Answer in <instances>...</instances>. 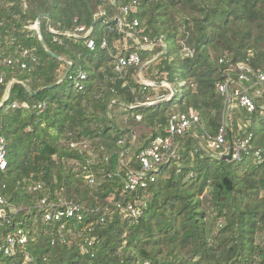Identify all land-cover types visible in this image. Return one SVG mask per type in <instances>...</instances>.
<instances>
[{
	"label": "trees",
	"instance_id": "16d2710c",
	"mask_svg": "<svg viewBox=\"0 0 264 264\" xmlns=\"http://www.w3.org/2000/svg\"><path fill=\"white\" fill-rule=\"evenodd\" d=\"M9 5L0 13V138L6 139L9 163L0 170V199L8 211L0 218V264H264V98L256 99L253 113L230 111L227 145L229 133L234 144L252 134L249 155L228 161L205 150L227 121L219 86L239 80L240 63L264 69V0H9ZM131 5L137 12L127 23L137 20L151 42L163 38L167 49L157 42L142 51L113 24ZM101 10L107 14L96 21ZM41 16H49L52 29L61 33L93 27L97 51L90 52L87 40L53 34L46 19L42 40L33 36L29 27ZM56 36L62 44L54 42ZM104 40L108 50L100 48ZM22 49L32 50L37 62L26 70L3 63ZM185 50L193 55L186 57ZM135 52L142 65L116 72L118 59ZM70 69L87 74L82 90L64 79ZM142 80L155 85L146 87ZM237 89L234 85L232 93ZM158 94L174 96L146 105ZM16 103L29 108L13 109ZM41 103L46 107L39 114ZM176 111L199 115L196 136L180 139L176 158L154 174L155 182L128 195V173L141 170L139 155L166 136L168 117ZM137 129L143 130L139 145ZM84 143L95 156L97 186L74 166L87 161V152L72 147ZM35 183L42 184L40 191H32ZM45 197L53 204L62 199L79 205L83 221L45 224L40 206ZM124 201L144 202L142 216L122 217L117 204ZM21 229L27 243L17 242L7 255L9 239Z\"/></svg>",
	"mask_w": 264,
	"mask_h": 264
},
{
	"label": "built area",
	"instance_id": "2783aa9c",
	"mask_svg": "<svg viewBox=\"0 0 264 264\" xmlns=\"http://www.w3.org/2000/svg\"><path fill=\"white\" fill-rule=\"evenodd\" d=\"M115 0H111V3L114 4ZM9 7V0H4L3 4H0V13L3 6ZM137 12V8L134 5L124 7L120 10V14L114 18V21L118 25L121 32L127 34L135 42V45L142 51H151L157 42L161 44L164 49H167V45L164 44L163 38L159 41L151 42L147 36H145V30L140 28V23L137 20H134L131 24L128 22V17ZM107 12L101 10L96 15V21L102 19L106 16ZM129 26L130 32L126 33V28ZM48 30L55 35L63 34L68 37H73L80 40H87V48L90 52H96L98 45L96 41L92 38L94 28H84L78 27L73 32L61 33L48 27ZM33 36H37L39 39V30L37 22L29 27ZM54 42L62 44V40L56 36ZM101 50H108V43L106 40L101 43ZM193 55V52L185 50V56L190 57ZM29 62H37L36 55L32 50L22 49L17 51L16 56H8L4 58L3 63L7 66L17 68L19 70H26L28 68ZM224 61L222 60V63ZM70 64V63H69ZM71 65V64H70ZM142 65V59L139 53L135 52L129 55H125L118 59L115 65L116 72L119 74L126 73L132 67H140ZM237 70L239 72V80L235 81L233 78H229L225 84L219 86V91L226 96V102L228 105L227 112V121L220 129L218 135L214 138L208 140L205 150L211 153L216 158H221L228 156L230 153V146L227 145L226 135L228 133L229 121H230V111L233 109H244L248 113H253L256 110V99L264 98V69L253 70L246 63H240L237 65ZM71 81L74 88L82 90L83 82L87 80V74L83 71L78 73H71L67 76ZM3 78H1V83ZM238 82H252L253 88L256 89L255 97L251 96L248 93H245L241 90H236L232 93V87L237 86ZM142 83L146 86H154L152 82L142 80ZM185 85V82L181 84ZM9 89V88H8ZM6 99L9 98L10 90ZM174 94L170 96L156 95L153 100H148L147 104L155 105L158 103L168 102ZM46 105L41 103L38 105L37 109L39 114H42L45 110ZM13 109L23 108L28 109L29 106L27 103L22 105L13 104ZM140 116L137 117V120H141ZM201 125L200 117L197 113L191 111L190 113L182 112H172L168 117V125L166 128L165 137H157L150 145L141 152L139 155V160L141 164L140 171H131L128 173L125 180V193L128 195L136 194L140 190H146L151 182H155L154 174L158 172L164 165L168 164L172 159L176 158L177 148L179 140L192 134L196 129ZM2 126L0 125V128ZM253 135H247L243 140H240L234 144V154L232 160L241 161L244 155H249L253 150L252 146ZM124 142L120 141L119 144L122 145ZM74 149L80 152H87L88 158L85 163L75 162L74 166L77 171L82 172L85 176L88 184L90 186H97V174L96 171L92 169V166L95 163V156L88 146V144H78L72 146ZM256 161L259 162L261 158L260 153L255 155ZM9 166L8 163V152H7V142L4 137L0 138V170L6 171ZM118 175V173H117ZM113 174H109L108 177L112 178ZM42 184L35 183L32 187V191H40L42 189ZM41 208L45 210L44 223L52 224L57 222H62L64 220H75L77 222H82L84 219V210L76 204L66 203L62 199L59 200L58 204H53L49 201L48 197H45L40 202ZM145 203L142 201L132 202L124 201L118 202L117 209L120 215L126 219L132 221L137 220L143 214V207ZM14 212L15 210H10ZM6 202L4 199H0V218L7 217ZM25 245L27 243V236L24 231L21 229L18 231L17 238H10L8 243L9 247L6 248V254H14V247L17 244Z\"/></svg>",
	"mask_w": 264,
	"mask_h": 264
},
{
	"label": "water",
	"instance_id": "95a60500",
	"mask_svg": "<svg viewBox=\"0 0 264 264\" xmlns=\"http://www.w3.org/2000/svg\"><path fill=\"white\" fill-rule=\"evenodd\" d=\"M43 19L48 20V25H47L48 27L51 26V19H50L49 16H41V17L38 19V21H37V26H38V30H39V37H40V40H42L41 21H42ZM102 20H103V19H102ZM113 24H116V22L114 21ZM155 43H156V42H155ZM55 57H56V56H55ZM144 68H145V65L142 66L141 70H143ZM71 71H72V69L68 70V72L66 73L64 79L67 78V76L70 74ZM172 89H173V88H172ZM8 90H10V88H9ZM173 90H174V89H173ZM8 93H9V91H7V94H6V95H8ZM175 93H177L176 90H174V94H175ZM6 100H7V99H5V101L2 103L1 108H3V107L6 105ZM171 100H172V98H171ZM229 135H230V142H231V143H230V153H229L228 156H224V157H223L225 160H228V161L232 160V157H233V154H234V143L232 142V138H231V134H230V133H229ZM181 141H182V140H181ZM179 144H180V143H179ZM179 144H178V146H179Z\"/></svg>",
	"mask_w": 264,
	"mask_h": 264
},
{
	"label": "crops",
	"instance_id": "0c3cea01",
	"mask_svg": "<svg viewBox=\"0 0 264 264\" xmlns=\"http://www.w3.org/2000/svg\"><path fill=\"white\" fill-rule=\"evenodd\" d=\"M237 87H238V89L237 90H241V91H244L245 93H248V94H250L251 96H253V97H255V96H257L256 95V89L255 88H253V84H252V82H238L237 83ZM257 99H259V98H257ZM124 118V117H123ZM121 120V119H120ZM123 121V120H122ZM194 134V136H196L195 135V133H193ZM136 136V135H135Z\"/></svg>",
	"mask_w": 264,
	"mask_h": 264
},
{
	"label": "rangeland",
	"instance_id": "374dc122",
	"mask_svg": "<svg viewBox=\"0 0 264 264\" xmlns=\"http://www.w3.org/2000/svg\"><path fill=\"white\" fill-rule=\"evenodd\" d=\"M177 91H179L180 89H181V86L179 85V82H176L175 84H174V86H173ZM177 112V111H176ZM143 132V130L142 129H137V136H135L134 137V142H136L137 140V142H136V144H138L139 145V143H140V141H142V139H140L141 138V136H142V133ZM193 133H196V131H194ZM192 133V134H193ZM122 164L123 165H126L127 164V160H123V162H122Z\"/></svg>",
	"mask_w": 264,
	"mask_h": 264
}]
</instances>
